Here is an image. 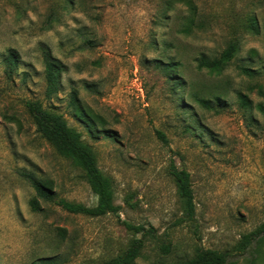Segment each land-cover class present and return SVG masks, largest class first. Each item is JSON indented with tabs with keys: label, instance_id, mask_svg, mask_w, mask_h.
I'll return each mask as SVG.
<instances>
[{
	"label": "rangeland",
	"instance_id": "obj_1",
	"mask_svg": "<svg viewBox=\"0 0 264 264\" xmlns=\"http://www.w3.org/2000/svg\"><path fill=\"white\" fill-rule=\"evenodd\" d=\"M192 1L202 28L185 35L186 8L172 0H0V264H108L140 239L124 223L155 234L131 264H176L201 249L264 264V242L240 249L264 222V97L255 88L264 91V0ZM230 43L237 51L220 74L196 68ZM44 56L62 66L50 95ZM35 101L80 133L112 183L117 215L57 205L97 199L85 171L37 132L26 109ZM76 106L95 121L78 118ZM172 163L190 175L194 220L185 219ZM23 174L55 201L35 199Z\"/></svg>",
	"mask_w": 264,
	"mask_h": 264
},
{
	"label": "trees",
	"instance_id": "obj_2",
	"mask_svg": "<svg viewBox=\"0 0 264 264\" xmlns=\"http://www.w3.org/2000/svg\"><path fill=\"white\" fill-rule=\"evenodd\" d=\"M171 3L181 4L186 8V17L181 30L183 34L191 35L195 29L202 28V24L196 21L197 11L192 0H172ZM51 19H53L52 15ZM236 51L235 44L230 43L217 58H208L205 56L198 58L196 60V68L211 74H220L234 58ZM5 61L7 68L11 71L17 63V58L13 52H9ZM169 67L168 65L165 69ZM61 71L62 66L50 57L44 56V74L47 94L50 95L55 91V86ZM240 71L250 79L254 78L257 74L255 70L246 67L240 68ZM255 88L258 90V94L264 97L262 88L258 85H256ZM223 97L224 95H218L214 99L220 101ZM238 99L243 108L247 109L250 107V101L246 96L238 94ZM71 102L74 105L77 102L76 98H72ZM197 102L210 108L207 101L198 99ZM26 109L37 132L45 141L54 147L58 155L70 160L74 166L82 168L85 171L87 183L97 199L94 207H85L80 204L69 203L65 200L57 201V205L70 213L80 214L90 218L103 217L108 214L117 215V209L114 205L112 183L97 167L94 154L91 149L82 142L80 133L70 128L62 115L45 108L41 102H28L26 104ZM257 109L264 115L263 105H257ZM75 115L86 123L95 121V116L92 114L90 115L78 106L75 107ZM157 136L164 144H167V140L162 133L157 132ZM170 175L174 179L185 219L188 221L194 220L195 204L189 173L185 170L177 169L174 163H172L170 165ZM23 176L33 188L35 199H41L45 202L55 201L54 195L51 194L50 189L47 188L43 182L39 181L32 174H23ZM124 226L135 236L140 235V239H134L126 252L118 258L111 260L108 264H131L142 249L144 239L147 237H155L152 228L146 229L144 226L136 227L126 223H124ZM254 241L257 243L260 241L261 243L264 242V222L256 230L242 237L241 251H245ZM161 249L167 252L168 246H162ZM176 264H230V262L225 252L201 249L196 253L194 258Z\"/></svg>",
	"mask_w": 264,
	"mask_h": 264
}]
</instances>
